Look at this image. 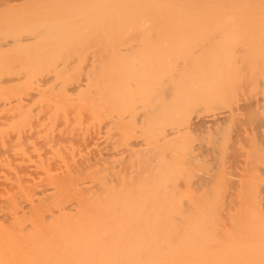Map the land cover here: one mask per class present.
<instances>
[{
    "label": "bare ground",
    "instance_id": "1",
    "mask_svg": "<svg viewBox=\"0 0 264 264\" xmlns=\"http://www.w3.org/2000/svg\"><path fill=\"white\" fill-rule=\"evenodd\" d=\"M0 12V264H264V145L225 158L264 119V0Z\"/></svg>",
    "mask_w": 264,
    "mask_h": 264
},
{
    "label": "rangeland",
    "instance_id": "2",
    "mask_svg": "<svg viewBox=\"0 0 264 264\" xmlns=\"http://www.w3.org/2000/svg\"><path fill=\"white\" fill-rule=\"evenodd\" d=\"M3 9H5V8H2V10ZM1 10V11H2ZM3 12H5L6 13V10H3ZM1 13V12H0ZM4 14V13H3ZM244 88L245 87H243V89H242V93L243 94H246L248 91H246L248 88H249V86H248V88L246 87V90L244 91ZM250 90V89H249ZM259 90H261V88L259 89ZM256 91H258V89L256 90ZM245 92V93H244ZM253 93V92H252ZM259 93H260V91H259ZM251 94V93H250ZM254 94H256V92H254ZM257 94H258V92H257ZM262 94L263 93H261L259 96L260 97H258L259 99H257V97L254 95H250V96H248V95H239L238 94V97L240 98V101L238 102L237 101V104H236V108H234L235 110L237 109V112H238V114H240L241 112L243 113L244 111L248 114L249 113V111H251L252 109H250L249 108V103H250V106H252V104L254 105L255 103H253V101L255 100V101H257V100H260L261 99V96H262ZM258 96V95H257ZM237 97V100L239 99ZM254 101V102H255ZM239 103V104H238ZM252 103V104H251ZM245 105V104H247L246 105V107L248 106V108H245V110H244V107H242V105ZM257 104V103H256ZM259 105V104H258ZM262 106V105H261ZM235 107V106H234ZM238 107L240 108V107H242V110H244V111H241L240 112V110H241V108L240 109H238ZM253 107H255V106H253ZM257 107L258 108H262V107H260V105L259 106H256V109H257ZM260 109H259V114H261L260 113ZM255 110V109H254ZM253 110V111H254ZM258 110V109H257ZM262 110H263V108L261 109V112H262ZM264 111V110H263ZM240 112V113H239ZM245 112L243 113V114H245ZM256 112V111H255ZM253 113V112H252ZM257 113H258V111H257ZM262 113H264V112H262ZM236 115V114H235ZM246 115V114H245ZM243 115L242 116V114H240L239 116H242L241 118H237L238 120H236L235 121V124L234 123H232L233 124V127L231 128V129H233V135H232V137H231V139H229V137H227L228 138V140H231V143L230 144H232V146L230 147V146H228V148H226L227 150H228V152H229V150H231L229 153H228V157H225L226 158V160L228 161V163L231 165V167H229V169H232L233 170V172H235V173H239L240 172V170H242V172H243V169H242V167H244L245 165L248 167L250 164L252 165V163H250V161H248V159H252V158H249V157H247L246 155H247V153H245V154H243V148L245 149L246 147V145H252L253 143H258V144H260V146H261V148H262V145H264V119L263 118H261L262 120L260 121H257V118L255 117V118H250V117H252V114H250L251 116H248V115ZM238 116V115H237ZM248 116V117H247ZM253 116H254V114H253ZM256 116V115H255ZM259 116H261V115H259ZM258 116V117H259ZM263 117V116H262ZM236 119V118H235ZM230 129V130H231ZM197 133V132H196ZM202 133V134H201ZM198 134V133H197ZM199 134L200 135H196V137H198V139L196 140V145H194V147H196L197 146V148H198V146H203L204 145V143L207 145V147H209L208 145H210L209 144V142L212 140H209L210 138H211V134H210V138H207L208 137V134H206L205 135V133L201 130V131H199ZM231 134V133H230ZM206 136L205 138L207 139V141H204V139L202 138V136ZM212 137H214V136H212ZM227 138H225L226 139V141H227ZM205 139V140H206ZM226 141H225V143H226ZM208 144H207V143ZM230 142V141H229ZM234 142H235V144L236 145H233L234 144ZM237 142V143H236ZM194 143V144H195ZM225 143H224V145H225ZM241 146V149L240 150H238V149H236V148H234L233 146H239V145ZM212 145V144H211ZM228 145V144H227ZM227 145H226V147H227ZM255 146H256V144H255ZM206 147V148H207ZM213 147V146H212ZM251 147V149L252 150H254V147L253 146H250ZM249 147V148H250ZM197 148H196V150H197ZM211 148V147H210ZM249 148H246L247 149V151H248V149ZM258 148V147H257ZM264 148V147H263ZM200 149H205V146H203L202 148L200 147V148H198V151L199 152H201L200 151ZM209 149V148H208ZM212 149L213 148H211V150L210 151H212ZM258 149H260V148H258ZM205 150H207V149H205ZM209 150H207V151H209ZM257 149H255V151H256ZM243 151V152H242ZM203 152V151H202ZM216 152L217 151H215L214 153H215V155H216ZM246 152V151H245ZM249 152H250V150H249ZM206 153V152H205ZM208 153V152H207ZM210 153V152H209ZM208 153V155L207 154H205V155H207L208 157H209V154ZM204 154V153H203ZM213 154V153H212ZM212 154H211V156H212ZM219 154V153H218ZM225 154V156H226V153H224ZM224 154L222 155V157L224 156ZM205 155H204V157H205ZM252 155H253V153H252ZM249 156V155H248ZM219 157H220V159H219V161H217V160H215V161H217V163L218 162H220V161H224L222 158H221V156L219 155ZM248 158L247 160L245 159V158ZM210 158V157H209ZM205 158V160L206 159H208L209 160V162L208 163H210L211 165H214V160H210V159H215L214 158V155H213V158ZM228 158V159H227ZM254 158V157H253ZM261 158V157H260ZM204 159V158H203ZM218 159V158H217ZM207 160V161H208ZM254 160L256 161V162H258L255 158H254ZM14 161V159L12 160V162ZM245 161H247V162H249V164L247 163V162H245ZM255 161H253V163L255 164L256 162ZM260 161H262V162H264V160H262V159H260ZM252 162V161H251ZM14 163V162H13ZM207 163V165H209ZM221 163H225V162H220V167L222 166V165H226L227 166V164L228 163H225V164H222L221 165ZM245 163H247V164H245ZM203 164H204V161H203ZM205 164H206V161H205ZM229 164H228V166H229ZM207 165H205L204 167H206L205 169H207ZM215 165H216V163H215ZM255 165H257V163L255 164ZM258 165L261 167V165H264L263 163L260 165V163L258 162ZM216 166H219L218 164L216 165ZM227 166V167H228ZM245 166V167H246ZM210 167V166H209ZM227 167H226V170L228 171V172H232V170L231 171H229L228 169H227ZM213 168V167H212ZM210 169V168H209ZM216 169H218L217 167H216ZM246 169V168H245ZM245 169H244V171H245ZM210 170H213V169H210ZM225 170V171H226ZM245 173V172H244ZM226 174H228L229 176L228 177H231V178H233V175L231 176V174L230 173H226ZM243 175L242 173H239L238 174V176L239 175ZM236 175V174H235ZM241 175L239 176V178H240V180L241 179H244L243 177H241ZM237 176V175H236ZM237 176V177H238ZM235 177V176H234ZM234 180L235 179H237V178H233ZM238 181H239V179H237Z\"/></svg>",
    "mask_w": 264,
    "mask_h": 264
}]
</instances>
